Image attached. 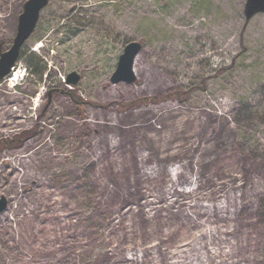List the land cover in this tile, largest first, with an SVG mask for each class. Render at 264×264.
I'll return each mask as SVG.
<instances>
[{
	"label": "rangeland",
	"instance_id": "obj_1",
	"mask_svg": "<svg viewBox=\"0 0 264 264\" xmlns=\"http://www.w3.org/2000/svg\"><path fill=\"white\" fill-rule=\"evenodd\" d=\"M25 1L0 0L2 51ZM244 4L49 0L0 80V264H197L217 228L219 264H264V13ZM129 41L140 74L112 84ZM64 119L95 123L70 138Z\"/></svg>",
	"mask_w": 264,
	"mask_h": 264
},
{
	"label": "water",
	"instance_id": "obj_2",
	"mask_svg": "<svg viewBox=\"0 0 264 264\" xmlns=\"http://www.w3.org/2000/svg\"><path fill=\"white\" fill-rule=\"evenodd\" d=\"M49 0H26L23 11L18 18V26L15 37L9 49L1 50L0 45V80L6 77L15 65L20 50L33 32L40 11L48 4ZM245 22L247 23L254 15L264 13V0H245L243 7ZM142 49V44L138 41H129L119 55L115 70L110 76V82L116 84L125 82L131 84L136 80L133 65L135 58ZM80 80V75L75 71L70 72L66 77L68 85H76ZM8 199L0 196V214L6 211Z\"/></svg>",
	"mask_w": 264,
	"mask_h": 264
},
{
	"label": "bare ground",
	"instance_id": "obj_3",
	"mask_svg": "<svg viewBox=\"0 0 264 264\" xmlns=\"http://www.w3.org/2000/svg\"><path fill=\"white\" fill-rule=\"evenodd\" d=\"M136 58H135V61H134V65H133V70H134V74L135 76L139 75L140 74V70L139 68L136 67ZM88 122L90 123H95V121H91L90 119H87ZM86 120L85 122H76L75 120L73 119H64L63 121H61L59 123V129H61V131L63 133H65L67 136H69L70 138L72 137H78L80 132H81V127L83 125H87ZM179 125H181V123H179ZM173 126L171 125L170 126V131L168 132L169 136H159L158 134H156L155 136H153L154 138V141L156 142V145L159 146V147H162L163 148V151H169V153L173 152L174 150H176L179 146L178 144H174V139L173 137H170L173 131ZM34 139H32L33 141ZM31 141V142H32ZM106 148L109 147V141L108 139L106 140ZM79 148L80 147H77V150L79 151ZM140 147H137L136 151L139 150ZM34 151H37V148L34 150ZM34 155V152H32L28 157ZM57 157L56 156H52L51 159H49V161H53L55 160ZM148 159V155H143L141 154V158H140V162L143 164L145 161H147ZM57 161V160H56ZM149 170V171H148ZM148 170H145L144 168L142 169V174H152L154 173L155 171H160V168L159 167H151L149 168ZM28 170H25L24 172L21 173V176L22 178L24 179L25 182L22 183V185H25L27 180H28V177L29 178H34V177H37L35 176L34 174H28L27 173ZM181 175H184L185 172H184V168H183V165H179V171H178ZM36 183V182H35ZM33 185V183L31 184ZM29 186L30 188V185H27ZM163 197L166 198V195L165 193L163 194ZM171 197V195L169 196ZM232 200H233V194H229L227 197H226V200H225V204L222 205V206H219V205H213L214 207V211L215 213L217 214H220V218L223 219V220H227L229 219V215L230 213H232ZM233 217H230V219H232ZM222 230L217 228L215 230V232H210L208 231V233L205 235L206 236V239H208V243H206V245L204 246L205 248V251H204V254H205V257H201V255H199V257L197 258L198 262L197 264H207L210 261H214L215 258H219V261H218V264L219 263H226V259H225V252L222 250V248L229 243V241H227L223 236H222ZM207 244H209V247L207 246ZM221 244L222 246L219 247L217 245ZM211 247H214L215 249L217 248V250L214 252V251H210L209 249ZM220 250V251H218ZM222 253V255H221Z\"/></svg>",
	"mask_w": 264,
	"mask_h": 264
},
{
	"label": "trees",
	"instance_id": "obj_4",
	"mask_svg": "<svg viewBox=\"0 0 264 264\" xmlns=\"http://www.w3.org/2000/svg\"><path fill=\"white\" fill-rule=\"evenodd\" d=\"M32 56H33V53H30V54H29L30 59L33 58ZM31 68H32V69H31V72H32L33 74L38 75V74L40 73L39 70H41V68L37 66V63H36V62H33V63L31 64ZM33 70H34V71H33Z\"/></svg>",
	"mask_w": 264,
	"mask_h": 264
}]
</instances>
